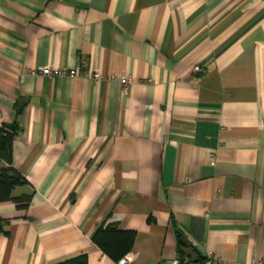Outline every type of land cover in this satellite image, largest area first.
Returning <instances> with one entry per match:
<instances>
[{"label":"crops","instance_id":"obj_1","mask_svg":"<svg viewBox=\"0 0 264 264\" xmlns=\"http://www.w3.org/2000/svg\"><path fill=\"white\" fill-rule=\"evenodd\" d=\"M14 123L0 264H116L102 225L129 264L264 258V0H0Z\"/></svg>","mask_w":264,"mask_h":264},{"label":"trees","instance_id":"obj_2","mask_svg":"<svg viewBox=\"0 0 264 264\" xmlns=\"http://www.w3.org/2000/svg\"><path fill=\"white\" fill-rule=\"evenodd\" d=\"M19 111L20 109L17 108V114ZM17 130L16 123L0 125V204L14 202L18 208L26 209L30 201L29 197H11L16 187L25 184V180L10 166L12 143ZM4 221L0 219V232ZM134 238V232L122 231L115 225H102L96 229L91 241L111 261L117 263L130 252ZM180 257L185 259L188 256L182 254ZM61 264H87V259L81 256Z\"/></svg>","mask_w":264,"mask_h":264},{"label":"built area","instance_id":"obj_3","mask_svg":"<svg viewBox=\"0 0 264 264\" xmlns=\"http://www.w3.org/2000/svg\"><path fill=\"white\" fill-rule=\"evenodd\" d=\"M194 72H199L200 68L199 67H195L193 68ZM54 74L53 70L49 67H45L43 68L41 71H39L38 73H36V75L38 76H52ZM69 75L74 77L76 75L75 71H70ZM94 78L97 79L98 75H94ZM130 79H127L126 77H122L120 80V85L122 87V90H126V87L129 83ZM214 155L210 154V160H209V164L213 165L214 164ZM133 260L132 256L130 255H125L123 258H121L116 264H129L131 261ZM264 263V258L262 259V261L259 264ZM167 264H193L191 262V260H189L188 258L185 259H173L170 262H168ZM201 264H226L214 257L211 256H207L206 260H204Z\"/></svg>","mask_w":264,"mask_h":264},{"label":"water","instance_id":"obj_4","mask_svg":"<svg viewBox=\"0 0 264 264\" xmlns=\"http://www.w3.org/2000/svg\"><path fill=\"white\" fill-rule=\"evenodd\" d=\"M180 243H181L182 245H184V243L182 242V240H180Z\"/></svg>","mask_w":264,"mask_h":264}]
</instances>
